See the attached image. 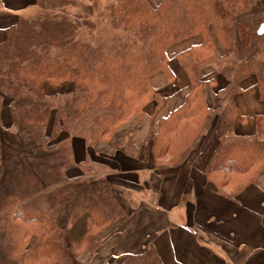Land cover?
<instances>
[{
  "label": "trees",
  "instance_id": "16d2710c",
  "mask_svg": "<svg viewBox=\"0 0 264 264\" xmlns=\"http://www.w3.org/2000/svg\"><path fill=\"white\" fill-rule=\"evenodd\" d=\"M76 4L81 10L71 14L65 6L37 3L0 43V264H82L83 253L96 252L101 234L125 209L106 179V163L88 154L77 164L71 139L81 137L88 147L109 142L153 101L157 116L168 99L151 76L169 71L168 49L183 39H201L175 55L191 93L156 132L149 131L141 149L149 153L152 141L157 166L179 163L212 114L219 142L207 176L219 192L234 197L264 171V116L255 134L236 136L233 102L250 74L264 99V0H112L98 15L121 33L104 38L94 35L96 6ZM207 67L228 80L216 113L202 94ZM65 81L74 84L70 92L47 93L46 83ZM134 133L119 146L136 151ZM77 165L79 175L72 177ZM121 264L164 262L151 245Z\"/></svg>",
  "mask_w": 264,
  "mask_h": 264
},
{
  "label": "crops",
  "instance_id": "0c3cea01",
  "mask_svg": "<svg viewBox=\"0 0 264 264\" xmlns=\"http://www.w3.org/2000/svg\"><path fill=\"white\" fill-rule=\"evenodd\" d=\"M39 1L0 0V43L6 39L8 29ZM200 40L195 35L176 42L169 49V71H157L151 76L153 86L168 99L155 118L157 130L162 119L184 105L192 90L175 55ZM206 72L202 94L205 106L216 113L225 102L219 90L228 85V80L213 67H207ZM68 83L46 84L45 89L49 94L67 92ZM238 86L233 96L234 134L251 136L256 132L257 118L264 116V99L255 74L242 79ZM6 107L5 104L4 110ZM154 109V103L149 104L142 121L133 119L128 126L140 125L134 144L140 152L138 156L116 145L119 134L112 141H101L93 147L81 139H71L77 164L85 161L88 154L106 163V179L125 209V215L101 234L96 252L80 256L82 264H121L131 254L141 253L151 245L164 264H264V171L234 197L219 192L207 176V166L219 142L217 119L212 114L204 119L198 140L182 161L157 166L152 141L147 154L140 143L149 133ZM70 175L77 177L79 171L71 169ZM125 191L132 194L134 202L125 196Z\"/></svg>",
  "mask_w": 264,
  "mask_h": 264
},
{
  "label": "rangeland",
  "instance_id": "374dc122",
  "mask_svg": "<svg viewBox=\"0 0 264 264\" xmlns=\"http://www.w3.org/2000/svg\"><path fill=\"white\" fill-rule=\"evenodd\" d=\"M81 2H84L85 4H94L95 6H96V15H94V16H92V18L95 20V23H96V30H95V33H94V35H97V38L98 37H110L111 35H113V34H116V33H121V31H118V30H116V29H114L108 22H107V20L103 17V16H101V15H98V13H99V11L100 10H102L106 5H108L109 3H111L112 2V0H40L38 3L40 4V5H50V6H54V7H59V6H65V7H67L66 8V10L68 11V12H70L71 14H76V13H78L80 10H81V8L80 7H77V4L76 3H81ZM74 4H75V6H74ZM46 7V6H45ZM80 8V9H79ZM38 10V8H36V9H34L33 11H32V13H34V12H36ZM42 10V9H41ZM29 13V12H28ZM27 13V14H28ZM31 13V14H32ZM85 15H87L86 13H85ZM28 16V15H27ZM93 20V21H94ZM82 37L84 38V39H88L89 37H90V35L87 33V31L85 30V31H82ZM173 45H175V44H173ZM172 45V46H173ZM172 46H170V48L169 49H171V47ZM169 49H168V54H169ZM65 82H69L68 84L70 85L69 87H67L68 89L70 88V90H72L73 88H74V84H73V82H71V81H65ZM62 83H64V82H62ZM62 83H60V84H58V85H61ZM46 84H50V83H46ZM45 84V85H46ZM50 85H52V86H58V85H53V84H50ZM156 88V87H155ZM156 89H158V88H156ZM70 90L68 91V90H66L67 92H70ZM159 90V89H158ZM47 91V90H46ZM65 92V91H64ZM64 92H61V93H64ZM8 102H9V99L8 98H6V101H5V104L7 105V109L6 110H4L3 111V114H2V118H3V123H4V125L5 126H10L11 124H12V115H11V112H10V108H9V106H8ZM151 103H154V105H155V109H154V112H153V114L151 115V126H150V130L149 131H151V129L152 130H154L155 132L157 131V129H156V127H155V118L159 115H157V116H155V111H156V102H150L149 104H151ZM149 104H147V106L149 105ZM146 106V107H147ZM145 107V108H146ZM145 110V109H144ZM6 111V112H5ZM147 115V111H145V115L144 116H142V117H137V116H135V117H133L129 122H127L126 124H124L123 126H121L117 131H116V133L114 134V136H113V138L115 137L116 138V135L117 134H119V135H121L119 138H117L116 139V141H115V143H116V145L118 146V147H121V146H119V141L121 140V139H123L124 138V136H125V134L127 135V133H129V132H133V131H135V133H134V136H132V144L134 145L135 144V140H136V137H137V134H138V132H139V128H140V125H139V123H138V125H136L135 127H133L132 126V128H129L128 126L131 124V121L133 120V119H137V120H139L140 122L142 121V119L145 117ZM131 127V126H130ZM73 138H77V139H81V140H83V141H85L83 138H81V137H73ZM113 140V139H112ZM111 140V141H112ZM144 142V140H141V144ZM126 153H128V154H130V155H133V156H138L139 155V153L140 152H136V151H134V150H130V149H127V148H125L124 146H122L121 147ZM134 148H135V145H134ZM136 149V148H135ZM147 154V153H146ZM72 169H75V170H78L79 172H80V168H79V166L77 165V166H75L74 168H72ZM108 169L109 168H106V172L108 171Z\"/></svg>",
  "mask_w": 264,
  "mask_h": 264
}]
</instances>
